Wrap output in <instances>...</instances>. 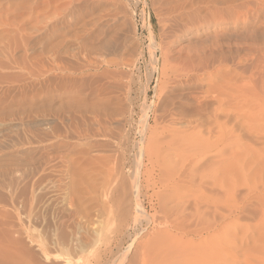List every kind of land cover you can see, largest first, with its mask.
<instances>
[{
    "label": "rangeland",
    "instance_id": "obj_1",
    "mask_svg": "<svg viewBox=\"0 0 264 264\" xmlns=\"http://www.w3.org/2000/svg\"><path fill=\"white\" fill-rule=\"evenodd\" d=\"M263 214L264 0H0V264H239Z\"/></svg>",
    "mask_w": 264,
    "mask_h": 264
},
{
    "label": "bare ground",
    "instance_id": "obj_2",
    "mask_svg": "<svg viewBox=\"0 0 264 264\" xmlns=\"http://www.w3.org/2000/svg\"><path fill=\"white\" fill-rule=\"evenodd\" d=\"M172 223H174V222H172ZM192 223H190V224H192ZM169 225H170V223H169ZM178 228H180V227H178ZM225 228H228V225ZM185 230H187V229H185ZM256 230H257L258 237H260V239L261 238L263 239V237H264V214L260 218L259 226H258V228ZM202 231H204V230L202 229ZM248 231H250V228H248ZM244 234L246 235V233H244ZM235 235H236V232L232 231V229L230 231V228H228V229L223 230V232L221 230V233L216 238L212 239V241H215V242H213L215 246L212 245L213 243L211 242L210 239H209L210 241H206L205 240V241L198 242V244L195 243V245L193 247H187V246L183 247L182 245H184V244L181 245L182 247L180 246V244H178V246H174V244L170 245L169 248H168V251L166 252V255L164 256V258H162L163 260L158 261V258H156L157 259L156 261H158L156 264H238V262H235L236 258H237V254H238V252L247 253L244 250V247H245V245L247 246V243L249 241L245 240V238H244L245 236H244L243 237L244 239H242L243 242H241V239H240V242L242 243L241 245L239 244L240 247L238 248V247L234 246L232 248L231 247V243L232 244L235 243L234 242ZM231 238H233V239H231ZM161 239H163V236H162ZM166 239H168V238H166ZM172 240H173V238L170 239V241H172ZM173 243H176V242L174 241ZM170 244H171V242H170ZM253 245H254V248H253V250L251 252H249V256L244 255L245 258H244L243 263H239V264H264V247H262L260 244H257V245L253 244ZM179 246H180V248H176V247H179ZM152 247H155V246L153 245ZM150 248H148V249L151 252L154 249H156V248H154V249L151 250ZM143 249L142 250L140 249V250L142 252H145V250H143ZM156 250H158V249H156ZM151 252H150V254H151ZM139 253H141V252H139ZM154 253H156V252H154ZM153 254L151 256H153ZM158 254H160V253H157V255ZM145 255H147V254H145ZM157 255H155L154 259L152 258L151 261L155 260V257L161 258V255H158V256ZM142 256H144V255H142ZM148 257H149V252H148V255H147L146 258L150 259ZM147 259H145V256H144L145 262H147ZM141 260H143V259L141 258ZM144 260L141 261V262H144ZM148 262H149V260H148ZM153 263H154V261H153ZM140 264H142V263H140ZM143 264H146V263H143Z\"/></svg>",
    "mask_w": 264,
    "mask_h": 264
}]
</instances>
